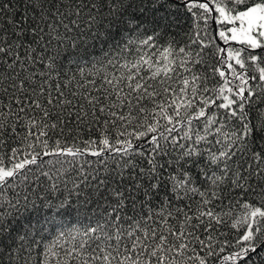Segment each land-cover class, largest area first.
<instances>
[{"label": "snow or ice", "instance_id": "6c2138e0", "mask_svg": "<svg viewBox=\"0 0 264 264\" xmlns=\"http://www.w3.org/2000/svg\"><path fill=\"white\" fill-rule=\"evenodd\" d=\"M11 4L0 0V264H51L64 245L57 264H254L264 257L261 207L245 201L251 211L230 224L242 232L239 251L228 255L232 242L221 229L231 212L217 211L242 197L264 204V56L251 54L264 50V0ZM181 7L193 18L187 41L172 37L158 55L140 54L178 26ZM209 21L220 40L238 45L211 53H226L211 68L219 77L211 85L198 70L213 43L205 39ZM85 154L102 167H75ZM45 156L59 158L46 162L59 165L55 172L43 171ZM28 166L57 179L35 199L6 198L5 189L29 179ZM72 174L69 196L54 202L59 178ZM97 209L94 227L44 235L59 227L57 218Z\"/></svg>", "mask_w": 264, "mask_h": 264}, {"label": "trees", "instance_id": "16d2710c", "mask_svg": "<svg viewBox=\"0 0 264 264\" xmlns=\"http://www.w3.org/2000/svg\"><path fill=\"white\" fill-rule=\"evenodd\" d=\"M5 2H7V0H5ZM10 7L12 9H16L17 7L16 0H12V4L10 5ZM19 10L23 11V8H20ZM5 14L7 15L8 13L6 12ZM145 15L147 16L148 20H151V16H149L147 13ZM185 17H187V19H185ZM175 22L177 23L178 26L175 28H170L168 32L164 34L162 39H158L157 46L153 48H142L140 54L145 55L146 58L147 56L158 55V52L162 51V48L167 46L166 41L172 37H174L181 45H183L187 41L186 34L189 32L190 27L193 24V18L191 17V14L186 13V10L183 7H181L179 9V15L176 18ZM198 23L201 25V28L204 27L203 20L199 21ZM144 27L148 30L145 33V35L151 34L153 25L151 23H145ZM218 30H219L218 26L217 25L214 26L213 21L208 22L207 35L205 36V39L206 41H213V43L212 45H210L209 48L205 49V52L209 53V55L207 56V64L198 67L199 71L206 73L210 77V85L215 84L216 82L219 81L218 76L212 78L211 68L217 66V61L220 59L222 55H226V53H224L213 56L211 55V53L215 52L217 47L225 48V49H227L228 47H233V48L238 47V45L231 43L224 45L223 41L220 40L219 37L217 36ZM202 35L204 34L202 33ZM251 54H259L264 56V50L262 49L252 50ZM93 55L99 56L100 53L96 51L93 52ZM128 58L133 59L132 56H129ZM220 66L223 67V65ZM73 71H76V69L73 68ZM87 71L88 70L86 69V72ZM77 78L79 79V77ZM80 139H88V136L86 135L82 136ZM71 144L72 141L69 140V145ZM76 146H79L81 148L84 147V145L79 142V139L76 141ZM37 151H40V149H37ZM5 152H7V149L5 150ZM105 156L108 158L109 164L112 167H115V165L112 163V154L105 153ZM19 158L22 159L23 157L20 156ZM42 159L43 161H45V166L43 168V171H49V169H52V171L55 172L56 168H59V165L53 166L46 163L48 160L59 159L58 157L45 156L42 157ZM85 160L93 161V163L92 164L84 163ZM96 160H97L96 157H92L90 155L85 154L76 161L75 167L79 168L82 166L85 169V171L91 173L93 169L102 167L101 165L95 163ZM5 164L6 166H10L11 162L6 160ZM28 167H31L33 169V172L29 174V179L24 181L22 184H17L15 187L5 189L4 192L6 198L22 199L24 195H28L30 198L35 199L36 196L39 195L41 192H46L47 184L53 183L57 179L56 177H54L53 181H48L47 178L40 176L38 172H35L36 166H28ZM72 167L73 165L67 163L64 164L65 169H70ZM37 177L39 178L38 180L36 179ZM20 179L22 180L23 177H20ZM59 179H60V183L58 187L60 191L54 194H50L49 196V198L53 199L54 202H57L56 201L57 197L60 200H62L65 197L69 196V190L72 189V182L73 180L76 179V176L75 174H72L69 177H60ZM65 180L67 181V187H65ZM236 195L239 197V193H236ZM71 199L75 201V196L73 195ZM245 201H248L250 205L261 207L262 210H264V204H262L260 201L254 198H251L250 196L240 198L239 203H236V201H232V203H228V201H225V206L217 209V211L231 212L230 216L225 217L226 224L221 229V231L225 233L226 238L232 242V246H225V252L223 253L224 255H228L232 252L239 251V249L236 248L234 244H235V240L238 239V235L242 234V232L237 233L236 230L230 228V224L233 221L242 218L246 212L251 211V207L248 209H245L243 207ZM91 207H95V205H92ZM91 207L89 208V213H91ZM99 212L100 209H97L96 214H90L89 216H81L79 219H77L74 214L67 215L63 219L57 218L56 223L59 225V227L51 229L50 232L44 233V235L48 238V240H52L62 230L65 232H72L74 229H79L82 232L86 227H94L97 221L100 219ZM60 243L63 244V241H60ZM37 249L42 250V245H37ZM66 249H67V245H64L62 248L56 249L59 255L56 257H49L51 264H57V261L59 260L60 256L63 255V252ZM34 255H38V253L34 252ZM253 261L254 264H264V257L261 258L253 257ZM226 264H231V262L230 261L226 262ZM237 264H240V262H237Z\"/></svg>", "mask_w": 264, "mask_h": 264}, {"label": "rangeland", "instance_id": "374dc122", "mask_svg": "<svg viewBox=\"0 0 264 264\" xmlns=\"http://www.w3.org/2000/svg\"><path fill=\"white\" fill-rule=\"evenodd\" d=\"M224 45H226L224 42H223ZM231 44H234V43H231Z\"/></svg>", "mask_w": 264, "mask_h": 264}]
</instances>
